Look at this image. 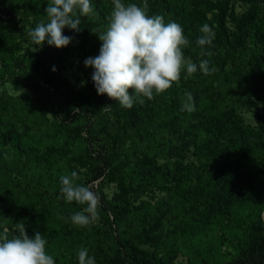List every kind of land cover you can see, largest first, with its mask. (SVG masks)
Here are the masks:
<instances>
[{"label":"trees","instance_id":"obj_1","mask_svg":"<svg viewBox=\"0 0 264 264\" xmlns=\"http://www.w3.org/2000/svg\"><path fill=\"white\" fill-rule=\"evenodd\" d=\"M235 1L147 0L148 15L182 26L186 58L232 70L218 77L199 68L189 77L182 70L170 89L128 109L97 94L93 68L75 78L82 85L77 90L59 72L74 58L99 54L97 34L109 24L112 0H91L98 15L82 17L79 32L65 28L72 40L60 49L34 46L27 35L47 22L49 0H2L0 28L13 29L14 37L47 57L38 76L43 86L25 82L32 89L22 103L14 100L8 115H0V232L7 227L11 236L16 223H24L30 237L43 235L55 264H79L82 248L96 264H172L177 254L187 264H264V113L250 125L236 110L253 104L251 96L264 105V61L253 53L243 62L237 54L255 34L264 0H237L242 12ZM204 24L213 39L202 48L196 41ZM231 80L237 89L225 97ZM186 92L194 111L184 110ZM125 140L130 152L142 155L115 163ZM70 159L87 168L75 171L77 184L98 183L99 219L87 227L70 220L84 206L66 202L60 192V177L73 172ZM101 184L117 192L106 198Z\"/></svg>","mask_w":264,"mask_h":264},{"label":"clouds","instance_id":"obj_2","mask_svg":"<svg viewBox=\"0 0 264 264\" xmlns=\"http://www.w3.org/2000/svg\"><path fill=\"white\" fill-rule=\"evenodd\" d=\"M114 5L106 30L97 34L101 41L99 54L88 57L85 67L94 69L92 81L98 95H107L122 107L131 109L134 101L140 104L152 100L155 94L170 89L181 78L182 70L191 77L198 68L210 74L209 62L201 60L199 65L186 58L182 48L189 44L182 26L167 22L160 15H148L147 0L142 5L112 0ZM47 22L38 24L27 35L34 46L45 42L57 49L67 47L72 37L63 30H81V18L98 15L91 0H49L45 9ZM202 35L196 43L203 48L213 39L212 29L204 24ZM55 71V67L52 69ZM129 89L133 94H129ZM184 110L194 111V98L186 92ZM110 106V105H109ZM108 107V106H106ZM77 172L60 177V192L68 203L84 206L75 212L70 220L74 225L87 227L99 219L101 200L91 186L77 184ZM5 227L0 232V264H55L54 258L46 252L47 241L39 232L30 237L24 223H16L14 233ZM79 264H96L88 249L78 251Z\"/></svg>","mask_w":264,"mask_h":264},{"label":"rangeland","instance_id":"obj_3","mask_svg":"<svg viewBox=\"0 0 264 264\" xmlns=\"http://www.w3.org/2000/svg\"><path fill=\"white\" fill-rule=\"evenodd\" d=\"M1 1L2 0H0V2ZM260 7L261 12H264V4L260 5ZM235 10L236 12H242L244 10V6L237 0L235 1ZM256 24L257 26L254 32L255 34H253L250 39L246 40L245 43H243L242 47L237 53L238 55H240V58H244L243 62L245 60H248L250 57L252 58L253 53H255L257 58L264 61V13L260 20H256ZM46 57V51H40L38 48H34L32 47V45L20 41L18 38L14 37L13 29L6 30L0 28V115H8L9 108L13 105L12 103L14 102V100L19 102L18 104L22 103V96H24V94H27V92L32 89L29 86L24 85L25 82H27L28 84L33 83L41 87L43 86L38 76L41 73V69L44 65L43 63L46 61ZM84 61L85 59L83 58H74L70 66L59 71L60 77L62 79H65L70 84V89L72 90H77L82 86L81 83L78 82L75 78L80 77L83 74H89L92 70L91 67H85ZM209 68L210 70H212L210 71V74L215 77H218L217 75H220L223 72H231L230 70H232L231 68L218 67V65L214 64L213 62L209 64ZM237 74H239V72ZM15 83H21V87L17 90L13 88V85ZM236 86H238V84L231 80L229 86L230 91H222L223 96L232 97L231 91L236 90ZM250 98L251 100H253V104L248 107L237 106L236 110L242 116L244 123L251 125L254 123V117L257 114L264 113V105L260 102H256V100L252 96ZM232 104L237 105V103H233V101ZM34 119L35 117H32L31 121H33ZM37 120L38 123L41 122L40 118H37ZM82 123H84V121ZM73 131L76 130L74 129ZM95 132L96 128H92L89 131V133L91 134ZM74 135L76 137L75 132ZM86 135V132H80L81 138H84ZM124 144L126 145V149L122 153L123 155L120 156L118 153H116L113 157L114 162L121 163L125 160H129L132 162L137 161L142 154L138 152H130V141L125 140ZM190 159L191 157L189 154L188 160ZM69 163L71 164V171L84 172L85 170H87L85 166H79L76 163V160H71ZM97 185V182H93L87 184L86 186H91L92 190L94 191L97 188ZM100 189L106 196V198H110L113 193L117 192V188L113 184H101ZM132 197L133 195L131 196V198ZM141 199H147V197H142ZM100 227L106 228L105 224L103 223H100ZM115 228H117V231H121L122 223H117L115 225ZM172 264H187V258L184 255L177 254Z\"/></svg>","mask_w":264,"mask_h":264},{"label":"water","instance_id":"obj_4","mask_svg":"<svg viewBox=\"0 0 264 264\" xmlns=\"http://www.w3.org/2000/svg\"><path fill=\"white\" fill-rule=\"evenodd\" d=\"M263 220H264V216H262Z\"/></svg>","mask_w":264,"mask_h":264}]
</instances>
